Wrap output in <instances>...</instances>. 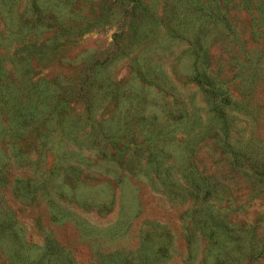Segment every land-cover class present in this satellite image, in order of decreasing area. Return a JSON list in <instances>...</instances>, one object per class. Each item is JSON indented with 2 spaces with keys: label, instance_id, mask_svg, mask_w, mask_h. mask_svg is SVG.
I'll list each match as a JSON object with an SVG mask.
<instances>
[{
  "label": "rangeland",
  "instance_id": "obj_1",
  "mask_svg": "<svg viewBox=\"0 0 264 264\" xmlns=\"http://www.w3.org/2000/svg\"><path fill=\"white\" fill-rule=\"evenodd\" d=\"M0 264H264V0H0Z\"/></svg>",
  "mask_w": 264,
  "mask_h": 264
}]
</instances>
